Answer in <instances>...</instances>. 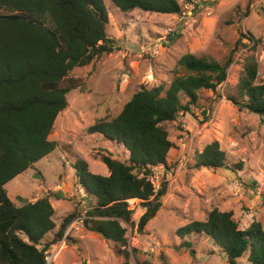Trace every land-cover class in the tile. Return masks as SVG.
I'll return each instance as SVG.
<instances>
[{
	"label": "rangeland",
	"instance_id": "1",
	"mask_svg": "<svg viewBox=\"0 0 264 264\" xmlns=\"http://www.w3.org/2000/svg\"><path fill=\"white\" fill-rule=\"evenodd\" d=\"M179 3L180 14L164 15L139 9L123 13L105 0L109 14L107 34L117 41V49L89 66L77 68L61 84L75 85V89L69 92V106L58 116L49 136L57 143L55 151L5 187L16 206L50 196L56 229L44 243L53 241L68 215L77 212L79 218L96 203L94 199L87 201L85 191L78 185L73 167L78 158L88 162L92 173L102 176H108L109 171L98 153L106 150L116 159L128 160L123 146L100 135H89L87 129L117 117L142 86L164 84L167 88L174 77L186 75L178 62L187 53L219 62L232 54L234 63L226 82L216 91L199 92V109L163 124L173 147L167 158L168 168H157L153 173L159 176L160 185L167 184V193L144 233L138 231V223L145 209L130 201L134 224L123 223L128 250H136L130 264H227L226 255L208 238L192 237V248L187 250L180 247L182 242L176 234L191 222L206 221L214 208L232 212L240 229L248 228L254 220L264 227V119L227 99L237 96L250 56L258 63L256 84L264 83V0ZM243 35L260 42L254 47ZM214 141L226 153L227 168H195V154ZM22 179L26 184L23 191H18ZM66 230L47 251L51 264L124 263L115 245L100 235L82 227L69 235ZM239 264H250L247 256Z\"/></svg>",
	"mask_w": 264,
	"mask_h": 264
},
{
	"label": "trees",
	"instance_id": "2",
	"mask_svg": "<svg viewBox=\"0 0 264 264\" xmlns=\"http://www.w3.org/2000/svg\"><path fill=\"white\" fill-rule=\"evenodd\" d=\"M109 1L123 13L139 9L173 15L182 10L179 0ZM108 24L105 0H0V264H47L48 249L80 215H68L53 241L44 243L56 229L50 196L16 206L5 186L55 151L57 143L49 136L58 116L69 106V92L75 89V85L61 84L77 68L115 52L117 41L108 36ZM243 37L254 47L260 42L249 35ZM233 63L232 54L219 62L187 53L178 62L186 75L174 77L167 88L164 84L142 86L117 117L87 129L89 135H100L128 152L124 162L106 150L98 153L108 176L92 173L81 158L73 165L87 201H96L86 213L85 228L112 242L123 256V264H130L136 253L128 250L123 226L134 224L130 201L145 209L138 223V231L144 233L167 193L166 183L155 191L149 180L155 169L168 168L173 144L163 124L199 109V92L216 91L226 82ZM258 71L255 57H248L237 96L227 99L264 119V83L256 84ZM195 168H227L226 153L219 142L195 154ZM176 234L180 247L187 250L192 248V237L208 238L226 255L227 264H239L245 256L250 264H264V227L257 220L240 229L232 212L214 208L206 221L191 222Z\"/></svg>",
	"mask_w": 264,
	"mask_h": 264
},
{
	"label": "built area",
	"instance_id": "3",
	"mask_svg": "<svg viewBox=\"0 0 264 264\" xmlns=\"http://www.w3.org/2000/svg\"><path fill=\"white\" fill-rule=\"evenodd\" d=\"M149 180L154 184L155 191H157L160 187V178L157 174L153 173ZM86 197V196H85ZM84 197V198H85ZM86 219V214H81V216L76 218L71 224L68 226L66 230V234L69 235L73 231H78L80 227L85 228L84 226V220ZM46 262L47 264H51V254L49 252H46Z\"/></svg>",
	"mask_w": 264,
	"mask_h": 264
},
{
	"label": "crops",
	"instance_id": "4",
	"mask_svg": "<svg viewBox=\"0 0 264 264\" xmlns=\"http://www.w3.org/2000/svg\"><path fill=\"white\" fill-rule=\"evenodd\" d=\"M22 176H23V174L22 175H19L16 179H15V181L17 180V179H20V178H22ZM26 184V181H24L23 179L22 180H20L19 181V184H18V191H23L24 189H23V187H24V185ZM8 185V184H7ZM6 185V186H7ZM5 186V187H6ZM34 202H36V201H34Z\"/></svg>",
	"mask_w": 264,
	"mask_h": 264
},
{
	"label": "bare ground",
	"instance_id": "5",
	"mask_svg": "<svg viewBox=\"0 0 264 264\" xmlns=\"http://www.w3.org/2000/svg\"><path fill=\"white\" fill-rule=\"evenodd\" d=\"M55 256H56V254H54ZM53 258V257H52ZM54 259H55V257H54Z\"/></svg>",
	"mask_w": 264,
	"mask_h": 264
},
{
	"label": "clouds",
	"instance_id": "6",
	"mask_svg": "<svg viewBox=\"0 0 264 264\" xmlns=\"http://www.w3.org/2000/svg\"><path fill=\"white\" fill-rule=\"evenodd\" d=\"M73 221H74V220H73ZM73 221H72V222H73ZM70 224H71V223H70ZM70 224H69V225H70Z\"/></svg>",
	"mask_w": 264,
	"mask_h": 264
}]
</instances>
